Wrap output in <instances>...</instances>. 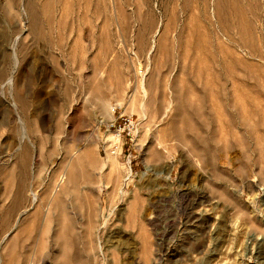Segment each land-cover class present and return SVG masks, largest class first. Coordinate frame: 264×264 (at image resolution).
I'll return each mask as SVG.
<instances>
[{
    "label": "rangeland",
    "instance_id": "rangeland-1",
    "mask_svg": "<svg viewBox=\"0 0 264 264\" xmlns=\"http://www.w3.org/2000/svg\"><path fill=\"white\" fill-rule=\"evenodd\" d=\"M0 264H264V0H0Z\"/></svg>",
    "mask_w": 264,
    "mask_h": 264
},
{
    "label": "built area",
    "instance_id": "built-area-1",
    "mask_svg": "<svg viewBox=\"0 0 264 264\" xmlns=\"http://www.w3.org/2000/svg\"><path fill=\"white\" fill-rule=\"evenodd\" d=\"M120 109L113 110V119L106 125V133L111 135L112 142L105 139L104 145H109L108 151L115 155L122 149L124 144L134 146L138 140L140 125L134 116L120 113Z\"/></svg>",
    "mask_w": 264,
    "mask_h": 264
},
{
    "label": "bare ground",
    "instance_id": "bare-ground-1",
    "mask_svg": "<svg viewBox=\"0 0 264 264\" xmlns=\"http://www.w3.org/2000/svg\"><path fill=\"white\" fill-rule=\"evenodd\" d=\"M76 154V153H75ZM107 166V165H106ZM105 169V167H104ZM61 184H63L62 189L59 193L56 192L55 197H56V201H61L63 199V197H65V195L68 194L69 191V185L71 183V175L66 176L65 174H63V176L61 177ZM58 183V184H60ZM57 189V188H56ZM58 190V189H57ZM55 191V190H54ZM54 191L52 193H54ZM57 205V204H56ZM56 205H55V209H56Z\"/></svg>",
    "mask_w": 264,
    "mask_h": 264
}]
</instances>
